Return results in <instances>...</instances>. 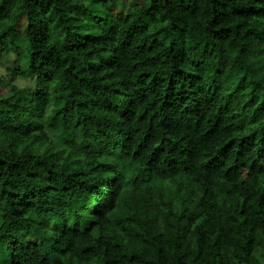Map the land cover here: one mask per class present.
<instances>
[{
    "label": "trees",
    "instance_id": "16d2710c",
    "mask_svg": "<svg viewBox=\"0 0 264 264\" xmlns=\"http://www.w3.org/2000/svg\"><path fill=\"white\" fill-rule=\"evenodd\" d=\"M118 10L0 0V264H264V0Z\"/></svg>",
    "mask_w": 264,
    "mask_h": 264
},
{
    "label": "rangeland",
    "instance_id": "374dc122",
    "mask_svg": "<svg viewBox=\"0 0 264 264\" xmlns=\"http://www.w3.org/2000/svg\"><path fill=\"white\" fill-rule=\"evenodd\" d=\"M131 2L137 3L139 5H145L149 2V0H118L119 10L121 13L126 7L129 6ZM18 30L21 33L26 32L27 30V19L23 16L18 23ZM19 62L15 55H10L9 57L0 58V97H7L11 93V71H13ZM17 84L21 87H33L34 81L33 79L26 80H15L13 84ZM3 149H0V151Z\"/></svg>",
    "mask_w": 264,
    "mask_h": 264
}]
</instances>
